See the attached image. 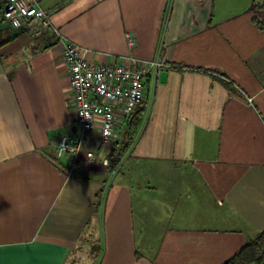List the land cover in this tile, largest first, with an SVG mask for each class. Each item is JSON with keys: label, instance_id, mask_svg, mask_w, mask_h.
Here are the masks:
<instances>
[{"label": "crops", "instance_id": "obj_1", "mask_svg": "<svg viewBox=\"0 0 264 264\" xmlns=\"http://www.w3.org/2000/svg\"><path fill=\"white\" fill-rule=\"evenodd\" d=\"M250 1L38 0L59 35L1 22L0 264H223L264 231V24ZM66 41L93 63L159 55L139 137L145 101L117 144L98 124L84 134L73 170L55 147L80 136ZM118 153L128 154L105 194Z\"/></svg>", "mask_w": 264, "mask_h": 264}, {"label": "built area", "instance_id": "obj_2", "mask_svg": "<svg viewBox=\"0 0 264 264\" xmlns=\"http://www.w3.org/2000/svg\"><path fill=\"white\" fill-rule=\"evenodd\" d=\"M2 17L15 29H24L30 36L43 32L59 35L49 14L38 0H5ZM129 46L134 44L131 33H125ZM68 73V96L74 112L73 124L80 130L79 137L60 135L55 140L58 157L67 155V167L79 169L77 152L82 137L97 124L102 142H114L119 130L131 118L144 100L147 91L144 79L159 62L140 61L131 63H93L85 58V49L72 41H66L61 51ZM251 101V98H247ZM89 161L95 159L91 151L86 152ZM108 165V159H102Z\"/></svg>", "mask_w": 264, "mask_h": 264}, {"label": "trees", "instance_id": "obj_3", "mask_svg": "<svg viewBox=\"0 0 264 264\" xmlns=\"http://www.w3.org/2000/svg\"><path fill=\"white\" fill-rule=\"evenodd\" d=\"M2 8L0 10V24L2 21H4L2 17ZM248 9L253 13V18L258 24H264V0H251ZM19 30H21L20 32H25L24 29ZM2 31L3 29L0 25V34ZM19 33H16L13 36L18 35ZM13 36H11V38ZM6 41V39L2 40L0 38V46H2ZM139 122L140 121L134 120V118L132 119L129 127V134L135 131ZM129 138H131V136H129ZM114 143L117 144L118 141L116 140ZM122 158L123 156L118 153V157L115 159V167ZM223 264H264V231L259 232L254 239L243 245Z\"/></svg>", "mask_w": 264, "mask_h": 264}, {"label": "rangeland", "instance_id": "obj_4", "mask_svg": "<svg viewBox=\"0 0 264 264\" xmlns=\"http://www.w3.org/2000/svg\"><path fill=\"white\" fill-rule=\"evenodd\" d=\"M145 81V84H146V88H147V91L145 93V96H144V101H145V106H144V110H143V117H144V120H143V123L147 117V119L149 118L150 119V114H151V108H152V104H153V100H154V97H155V93H156V88H155V91H154V97H153V100L151 102V93H152V87H153V71H151L149 73V75L144 79ZM151 102V103H150ZM137 138V137H136ZM135 141V140H134ZM134 143V142H133ZM133 145V144H132ZM149 181V185H153V182L150 178L147 179ZM179 186L178 183H175L174 184V189H176L175 191H178L177 190V187ZM183 189L181 190L182 194L184 195L185 193V198L187 197V195H190L191 194V191H192V188L189 186L188 183H185L182 185ZM179 192V191H178ZM184 198V197H182ZM183 201H185L184 199H181ZM180 200V201H181ZM167 207L166 205H164V208ZM185 207V205H184ZM164 218H162V223L168 225L169 223L170 224H177V225H180V224H184L185 222L184 221V218L185 217H180L178 219L176 218H170V217H167V216H163ZM165 219V220H164ZM197 220V219H195ZM178 221V222H177ZM162 225V224H161ZM156 250L155 248H144L143 249V252H144V255L147 257V258H152L155 253H156Z\"/></svg>", "mask_w": 264, "mask_h": 264}, {"label": "water", "instance_id": "obj_5", "mask_svg": "<svg viewBox=\"0 0 264 264\" xmlns=\"http://www.w3.org/2000/svg\"><path fill=\"white\" fill-rule=\"evenodd\" d=\"M158 56H159V55L157 54V57H156L157 60H158ZM155 73H156V68L154 69V72H153V87H152V93H151V102H152V100H153V97H154V91H155V77H156V74H155ZM151 102H150V103H151ZM146 121H147V117H146L144 123L142 124V127H141V129H140V131H139L138 137H139V135L141 134V132H142L144 126H145ZM137 139H138V138H136V140L134 141L133 146L135 145ZM133 146H132V147H133ZM127 154H128V153H127ZM127 154L121 159V161L116 165L115 169L113 170L112 175H111V177H110V179H109V181H108V183H107V185H106L105 194H106V192H107V190H108V188H109V186H110V184H111V181H112L113 177L115 176V174L117 173V171H118L119 168L121 167V165H122L123 161L125 160ZM104 197H105V195H104Z\"/></svg>", "mask_w": 264, "mask_h": 264}, {"label": "clouds", "instance_id": "obj_6", "mask_svg": "<svg viewBox=\"0 0 264 264\" xmlns=\"http://www.w3.org/2000/svg\"><path fill=\"white\" fill-rule=\"evenodd\" d=\"M25 148H26L27 150H31V145H25Z\"/></svg>", "mask_w": 264, "mask_h": 264}]
</instances>
